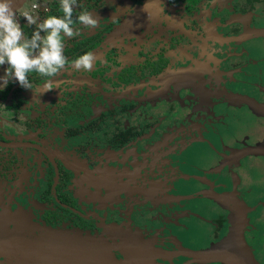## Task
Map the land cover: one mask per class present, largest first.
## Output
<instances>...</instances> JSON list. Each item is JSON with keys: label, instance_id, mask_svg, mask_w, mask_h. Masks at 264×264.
<instances>
[{"label": "flooded vegetation", "instance_id": "af4514ba", "mask_svg": "<svg viewBox=\"0 0 264 264\" xmlns=\"http://www.w3.org/2000/svg\"><path fill=\"white\" fill-rule=\"evenodd\" d=\"M192 1L78 0L73 19L98 24L64 54L94 52L106 72L0 90L1 214L100 237L115 264H228L189 252L229 241L243 204L264 264V150L245 152L264 147V0ZM31 7L37 24L62 14L60 0Z\"/></svg>", "mask_w": 264, "mask_h": 264}, {"label": "water", "instance_id": "95a60500", "mask_svg": "<svg viewBox=\"0 0 264 264\" xmlns=\"http://www.w3.org/2000/svg\"><path fill=\"white\" fill-rule=\"evenodd\" d=\"M27 1L13 0V6L18 12ZM258 148L264 150V147L259 145L250 147L245 152L258 153ZM235 210L229 241L204 251H190L189 254L201 261L210 262L217 259L228 264H258L244 237V229L248 223V207L242 204ZM2 218L8 222L0 223V264H115L105 251H101L98 258L88 254L91 250H104L102 245L99 247L101 239L95 241L81 232L50 228L36 222L30 213L21 209L8 212ZM74 245L84 252L67 251L69 246ZM234 245L236 246L231 249ZM228 246L229 249H226Z\"/></svg>", "mask_w": 264, "mask_h": 264}, {"label": "clouds", "instance_id": "9594fccd", "mask_svg": "<svg viewBox=\"0 0 264 264\" xmlns=\"http://www.w3.org/2000/svg\"><path fill=\"white\" fill-rule=\"evenodd\" d=\"M60 6L62 15L49 16L38 24L37 18L30 12L23 13L28 24L37 25L29 38L19 23L13 0H0V66L8 65L5 74L0 76V90L13 79L21 87L34 90L29 79L32 73L54 78L68 66L76 71L93 69L97 59L94 52L84 53L69 65L64 48L65 38L80 35L79 27H75L77 23L91 29L97 26L98 18L93 12L84 10L74 20V9L80 6L78 0H60ZM51 82V79L47 81L48 84ZM47 90L51 91L52 88L48 87Z\"/></svg>", "mask_w": 264, "mask_h": 264}, {"label": "rangeland", "instance_id": "374dc122", "mask_svg": "<svg viewBox=\"0 0 264 264\" xmlns=\"http://www.w3.org/2000/svg\"><path fill=\"white\" fill-rule=\"evenodd\" d=\"M38 3H41V0H28L27 2H26V4H24L23 6H22V9L19 11V12H17V18H20L19 20H21V22H22V20H25V22H27V20L24 18V16H23V13L25 12V11H27V12H30L34 17H37L39 14L38 13H36V12H32L31 11V9H33V10H35L34 8H32L31 6L32 5H34V4H38ZM198 3V1L197 0H193L192 1V3H191V8H196L194 5H196ZM24 18V19H23ZM31 27H33V26H35V27H37V25H35V24H33V25H30ZM82 25H79L78 23H77V26L76 27H81ZM34 28V27H33ZM97 40H95V42L91 45V46H94L95 48L96 47H100V44H98L97 45ZM97 49V48H96ZM98 62H100V61H98ZM116 65H118V64H116ZM96 68V64H94V67H93V69L91 70V72H90V74L93 76L92 77V79H98V78H101V76L106 72V71H99V69H95ZM88 73L89 72H87V74H86V77L88 78V79H86L87 81H90L89 80V75H88ZM92 81H94V80H92ZM102 84V83H101ZM100 84V85H101ZM98 88H100V86H98ZM126 90V89H125ZM98 99H104L103 97L101 98V96H98ZM261 179L263 180V178L261 177ZM48 226V225H47ZM48 227H50V228H57V229H59V228H62V227H52V226H48ZM66 227H63L62 229H65ZM69 231H75V232H79L78 230H76V229H68ZM84 235H86V236H90L91 238H93V239H95V241H98V238H100V237H96V236H93V235H91V234H85V233H83ZM264 237V236H263ZM263 240H264V238H263ZM106 240H100V242H99V245L101 246L102 245V247H104V250H97V249H95V250H91V251H89L88 252V254L89 255H92V256H90V257H97L98 258V255L100 254V252L101 251H105V254H108L109 256H111V258H112V260H113V256H112V254L110 253L111 251L110 250H106L107 249V247H106V242H105ZM96 246H98V244H95ZM94 246V245H93ZM69 250H67V251H70V252H77V251H81L76 245H74V246H69V248H68ZM81 252H84V251H81ZM86 255V254H85ZM264 260V259H263ZM263 260H261V261H263ZM259 262V261H258ZM261 264V263H260Z\"/></svg>", "mask_w": 264, "mask_h": 264}, {"label": "crops", "instance_id": "0c3cea01", "mask_svg": "<svg viewBox=\"0 0 264 264\" xmlns=\"http://www.w3.org/2000/svg\"><path fill=\"white\" fill-rule=\"evenodd\" d=\"M8 208H9V206H2V209H8ZM4 215L0 213V219H4V218H2V216H4ZM0 223H5V221L4 222L0 221ZM10 226L12 227V225H10Z\"/></svg>", "mask_w": 264, "mask_h": 264}, {"label": "trees", "instance_id": "16d2710c", "mask_svg": "<svg viewBox=\"0 0 264 264\" xmlns=\"http://www.w3.org/2000/svg\"><path fill=\"white\" fill-rule=\"evenodd\" d=\"M60 15H62V14H60Z\"/></svg>", "mask_w": 264, "mask_h": 264}]
</instances>
